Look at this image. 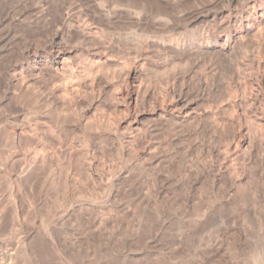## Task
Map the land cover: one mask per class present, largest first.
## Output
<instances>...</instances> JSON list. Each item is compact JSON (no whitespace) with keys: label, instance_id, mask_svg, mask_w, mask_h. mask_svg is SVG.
<instances>
[{"label":"rangeland","instance_id":"obj_1","mask_svg":"<svg viewBox=\"0 0 264 264\" xmlns=\"http://www.w3.org/2000/svg\"><path fill=\"white\" fill-rule=\"evenodd\" d=\"M264 0H0V264H264Z\"/></svg>","mask_w":264,"mask_h":264},{"label":"bare ground","instance_id":"obj_2","mask_svg":"<svg viewBox=\"0 0 264 264\" xmlns=\"http://www.w3.org/2000/svg\"><path fill=\"white\" fill-rule=\"evenodd\" d=\"M257 19H258L259 22H260L261 20H263V19H264V13L261 14V15H259V17H258Z\"/></svg>","mask_w":264,"mask_h":264}]
</instances>
